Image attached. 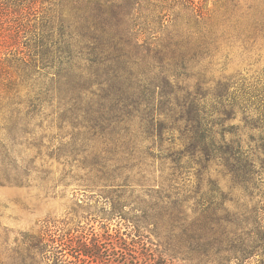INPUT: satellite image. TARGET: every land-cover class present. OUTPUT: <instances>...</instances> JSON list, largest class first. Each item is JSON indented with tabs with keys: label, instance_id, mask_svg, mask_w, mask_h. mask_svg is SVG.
I'll return each mask as SVG.
<instances>
[{
	"label": "trees",
	"instance_id": "trees-1",
	"mask_svg": "<svg viewBox=\"0 0 264 264\" xmlns=\"http://www.w3.org/2000/svg\"><path fill=\"white\" fill-rule=\"evenodd\" d=\"M143 1H136V8L87 0L78 19L68 21L61 11L55 13L53 0H0V18L7 23L0 37V127L8 132L0 151L7 155L21 146L27 127L39 126L35 118L46 108L81 113V123L71 122L83 125L78 135L86 148L91 144L90 173L96 182L128 189L127 198L139 211V264H161L148 253L143 230L149 228L203 264H247L250 259L264 264V180L256 174L251 145L243 139L249 135L254 141L249 133L257 131V147L263 153L258 162L264 169V69L254 82L242 81L233 92L223 84L213 94L201 93L206 82L200 80L194 86L197 91L190 92L188 84L178 82L188 81V71L211 57L213 29L201 33L195 47L185 37L165 45L140 40L165 23L173 24L168 12L177 5L190 7L197 25L211 13L209 0H146L142 8ZM256 1L245 5L251 30L247 38L253 44L264 38V15ZM146 7L154 20L139 22V47L136 35L135 48L129 49L114 30V18L119 13L120 18H146ZM137 26L133 23L131 30ZM237 114L241 126L217 129ZM9 164L0 162V180L18 184L19 170ZM192 164L198 166L193 181ZM210 164L220 166L228 177L226 191L207 173ZM153 182L159 184L156 189L149 186ZM136 186L140 191L134 197ZM77 231L69 249L75 261L121 264L102 257L98 238L92 236L87 243L80 227ZM62 233L69 235L66 228ZM44 234L35 241L46 252L49 241Z\"/></svg>",
	"mask_w": 264,
	"mask_h": 264
},
{
	"label": "rangeland",
	"instance_id": "rangeland-1",
	"mask_svg": "<svg viewBox=\"0 0 264 264\" xmlns=\"http://www.w3.org/2000/svg\"><path fill=\"white\" fill-rule=\"evenodd\" d=\"M53 1L55 13L61 11L68 21L78 19V13L89 5L87 0ZM136 1L139 0H109V3L114 7L139 8ZM145 1L142 2V8ZM247 1L209 0L207 7L211 13L197 25L191 8L177 5L173 13L168 12L171 18H175L174 23H165V27L156 29V33L143 34L140 42L165 45L170 39L185 37V42L195 47L199 43V35L213 29L216 44L212 46L211 57H205L195 64L188 71L191 78L186 82L179 81L178 84L184 86L186 83L189 85L188 90L195 92L197 90L194 86L200 80L206 82L205 87L199 91L201 93L213 94L223 84L229 86L228 92H233L242 81L245 84L254 82L260 70L264 69V38L254 44L247 38L251 33L248 27L249 15L245 9ZM233 4L238 7H233ZM256 5H259L264 15V0H257ZM142 12L147 15L146 18H139V15L131 18L123 15L120 18L122 13L114 18L118 24L114 30L122 35L121 43L129 49L135 48L136 35L139 47V22L154 20L149 8H144ZM1 20L0 37L7 27L4 17ZM133 23L138 26L132 31ZM127 29L130 32L126 33ZM152 36H156V40ZM1 66L0 87L3 73ZM51 109L46 108L35 118L39 126L27 127L28 135L24 136L26 139L21 138V146L9 150L7 155L0 151V162H10L9 166H15L20 175L18 184L9 185L0 180V264H55L52 260L54 257L71 261L69 264H86L75 261L69 251L77 240L79 227L87 236V243L92 236L101 241L104 259L110 257L121 264H139V211L135 209L133 200H128V192H125L128 189L96 182L90 173L88 162L93 156L91 144L86 148L82 135H78L83 125L74 126L71 122L81 123L84 115ZM22 117L25 115L22 114ZM240 118L237 114L235 119L224 122L217 129L223 132V129L232 130L235 126H241ZM249 134H253L254 141L250 142L249 135L243 139L251 145L256 174H260L258 177L264 180V169L258 162L263 157L257 147L258 133L252 131ZM7 136V130L0 127V143H7ZM225 137L230 138L229 134ZM31 145H37L38 148ZM5 156L7 159L2 160ZM158 164L156 162V166ZM192 166L190 178L193 181L198 166ZM207 173L223 191L227 190L230 182L220 166L210 164ZM155 176L158 179V172ZM158 185V182L152 185L149 183L154 189ZM134 188L133 196H139V186ZM188 205L192 206L193 201ZM126 218H130L131 222ZM63 228L69 231V235H63ZM41 232L45 233V239L49 241L46 252L36 245V236ZM143 235L147 236L145 240L149 242L150 257L161 264H203L196 256L169 243L162 234L150 232V228L143 230ZM214 263L209 260L205 264ZM247 264L258 263L250 259Z\"/></svg>",
	"mask_w": 264,
	"mask_h": 264
}]
</instances>
